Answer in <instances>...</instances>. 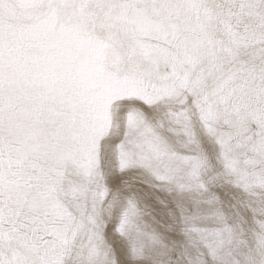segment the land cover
Listing matches in <instances>:
<instances>
[{"label":"snow or ice","instance_id":"6c2138e0","mask_svg":"<svg viewBox=\"0 0 264 264\" xmlns=\"http://www.w3.org/2000/svg\"><path fill=\"white\" fill-rule=\"evenodd\" d=\"M0 264H264V0H0Z\"/></svg>","mask_w":264,"mask_h":264}]
</instances>
